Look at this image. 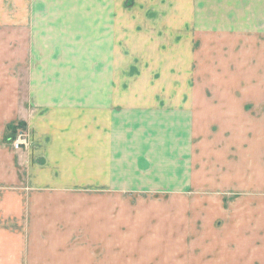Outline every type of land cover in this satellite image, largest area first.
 Returning <instances> with one entry per match:
<instances>
[{"label": "crops", "instance_id": "1", "mask_svg": "<svg viewBox=\"0 0 264 264\" xmlns=\"http://www.w3.org/2000/svg\"><path fill=\"white\" fill-rule=\"evenodd\" d=\"M16 3L0 0V264H191L196 242L227 246L219 255H231L223 260L227 264L264 261V76L257 81L253 72L247 94L236 92L248 64L241 67L222 54L213 63L201 50L190 52L194 70L188 75L185 66L181 90L175 63L186 65L187 55L177 53L193 46L168 44L175 85L162 98L169 103L132 109L137 123L124 140L111 105L112 44L106 32L98 54L93 49L88 67L82 64L91 71L80 85V56L73 50L78 46L69 39L80 32H17ZM151 9H142L130 24L144 32L153 21L147 16ZM198 18L196 32L223 28L218 21L200 24ZM135 36L143 47L144 34ZM218 50L223 53L222 46L216 45ZM97 85H103L102 93ZM209 85H217L216 91L209 92ZM243 98L247 105H241ZM241 116L247 117L244 128ZM9 126L18 128L11 140ZM20 129L26 131L27 146L15 150L12 141ZM193 164L200 165V173L193 172ZM205 192L214 195L203 198ZM123 197L138 199L137 206L130 222L128 206H115L117 229H144L147 235L113 241V200ZM160 198L162 205L155 201ZM161 211L167 213L166 233L156 243L153 231L162 227L153 222ZM188 213H194L193 221ZM227 220L234 237L198 240L212 226L227 227ZM117 243L120 249L113 253ZM151 245L167 247L154 253Z\"/></svg>", "mask_w": 264, "mask_h": 264}, {"label": "rangeland", "instance_id": "2", "mask_svg": "<svg viewBox=\"0 0 264 264\" xmlns=\"http://www.w3.org/2000/svg\"><path fill=\"white\" fill-rule=\"evenodd\" d=\"M16 1L15 20H17V32H23L25 28L32 29V32H57L56 34L59 35H64L67 32H80L79 35H74L69 38L73 46H78V49L73 48V50L75 52L79 51L81 62L79 68L81 74V79L79 81L80 85L86 82L87 71H91V69L89 70L87 68L89 55L93 49H95L98 54L99 43L102 45L104 32H106L108 40H110L112 44L110 57L111 69H107V77L110 76L111 82V105L116 117L115 119L119 120V125H121L120 128L121 132H123L124 140L129 138L130 127L134 129L137 123L135 120V113L132 109L136 107L141 108L144 104L159 103L161 106H167L169 102L162 98L163 94L173 90L175 83L176 88L183 90L182 77L184 71L186 70V73L189 75L194 70L191 65L193 62L188 57L190 52H194L192 55H198L201 50H207L208 52L205 54L208 60L213 63H215L216 60H220L222 54L223 58L231 57L229 59L240 62L241 67L248 64V70L244 73L246 75L244 78L245 82L240 84L237 79L239 90L236 92L247 94V80L253 72L256 71L257 81L264 76V0H191V5H185L183 3L184 1L188 3L189 0ZM148 3H154V9L149 8L152 6H149L150 4ZM4 7L7 8L8 6L5 5ZM147 8L151 9L149 13L146 12L147 16H151L153 21L151 24L148 22V27H145L146 29L144 28V32H141L139 26L135 29L130 23L139 18L142 9L146 10ZM186 11L187 13L185 14ZM198 17L202 18V21L199 20ZM195 18H198V23L200 24H208L210 20L213 23L218 21L219 25H223V28L219 32H196L195 28L197 24ZM175 22L177 27L173 29ZM125 28L131 31L125 32ZM137 34H144L143 47L136 41L135 35ZM176 43L188 44L191 47L193 46V49H190L188 52L182 51L183 53H177V56H183L184 53H186L187 62L186 65L183 64L184 60H177L178 62L175 63V74L177 78L174 83V80L171 81L170 78V75L174 72V69L170 68V60H172L171 48H167L168 44ZM152 45H157L158 47L156 48V46H154L155 48L151 50ZM216 45L223 47V53H220V50H218V52L215 51ZM142 50L143 53H141ZM83 63L87 64V67H84L82 65ZM253 68L256 69L253 70ZM170 70L172 72L171 74L169 73ZM96 71L98 70L96 69ZM100 71L104 72L103 69ZM24 72L25 71L22 70L21 77L23 80L25 75ZM209 76L214 77V75L211 74ZM242 78L243 77L240 79ZM216 86L217 85H209L208 91H216ZM235 87L236 86H234V89ZM218 88L222 89L221 86H218ZM256 88L257 91H263L264 89ZM97 89L102 93L103 85H100V87L97 85ZM251 91L254 92V90ZM243 99L244 100H241V105H247L248 101L246 98ZM119 110H123L122 113L118 112ZM240 119L241 127L244 128L247 117L241 116ZM211 126L214 131L216 127H218L215 124ZM125 128L127 129L125 130ZM115 131V136L119 138V128L115 129ZM21 134H23L26 139V145L24 146L26 147V131L23 130L17 135L19 136ZM148 135L151 137V134ZM125 136L128 138L126 139ZM199 167L200 165L193 164V172L200 173ZM198 183H200L199 180ZM196 185L197 184L192 187ZM193 193L199 194L194 188ZM160 195H164V193ZM210 195L214 194L205 192L202 194V197L207 198ZM179 198L182 199L183 196ZM144 199H140V202ZM191 199L194 200L198 198L191 197ZM137 200L138 199L134 197L128 199L124 197L120 198V202L118 199L113 200V241H118L119 237L127 240L130 239L131 235H147L144 229H135V231L131 233L129 229L122 233L117 229V226L120 224V214L116 212L115 206H117L119 210L120 205L122 207L128 206L127 217L130 222L133 208L137 206ZM155 201H158L159 205L163 204H160L162 201L161 198ZM197 202L199 203V200H197ZM188 204L192 206V203ZM160 208L162 209L163 207L160 206ZM193 216L194 213L187 214V217L192 221L194 220ZM154 220L153 223L160 221L162 229L155 228L153 231V235L155 236H152L151 230H148V233L157 243L159 239L158 235H165L166 233L167 213L161 211L157 215V219L154 218ZM228 221V226L221 228L219 231H217L220 229L219 227H216L215 230V228L210 225L212 229L207 230L205 233H201L198 240H205L203 242H206L209 238L213 237L227 235H230L231 238L234 237L231 229V220H227L226 222ZM199 232L200 230H197L195 235H199ZM186 235L190 236L193 234L190 232ZM231 238L228 239L230 240ZM234 239L237 242L239 240V238ZM119 247L118 243L113 245V253H118L116 249H120ZM124 247L132 251L135 249L134 246ZM166 247V245H156L155 247L151 245L150 250L152 251L154 249V253L156 251L161 252ZM202 247H205L208 254L207 256L202 252ZM218 247V245H203L200 242L193 243L188 258L191 260V264H227V262L223 260L229 258L231 256L230 254L225 255V257H219L223 252L222 249H227V246H224L222 249H218ZM239 247L245 249L246 245L242 244ZM146 249L147 247L145 250ZM229 250L231 251V249ZM257 263L264 264V261Z\"/></svg>", "mask_w": 264, "mask_h": 264}, {"label": "built area", "instance_id": "3", "mask_svg": "<svg viewBox=\"0 0 264 264\" xmlns=\"http://www.w3.org/2000/svg\"><path fill=\"white\" fill-rule=\"evenodd\" d=\"M20 133V132H19ZM26 145V139L23 134L21 135H16L14 140L12 141V147L17 150L22 146Z\"/></svg>", "mask_w": 264, "mask_h": 264}, {"label": "trees", "instance_id": "4", "mask_svg": "<svg viewBox=\"0 0 264 264\" xmlns=\"http://www.w3.org/2000/svg\"><path fill=\"white\" fill-rule=\"evenodd\" d=\"M17 126H20V125H17ZM22 127V126H21ZM17 129L18 128H14V126H9L8 127V130L10 131V133H9V137H8V140H9V138H10V140H11V138L14 136V134L16 133V131H17ZM21 130V129H20ZM22 131V130H21Z\"/></svg>", "mask_w": 264, "mask_h": 264}]
</instances>
